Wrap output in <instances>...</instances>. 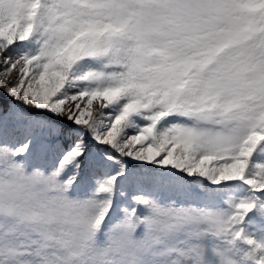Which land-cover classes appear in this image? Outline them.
Wrapping results in <instances>:
<instances>
[{"label":"snow or ice","instance_id":"obj_1","mask_svg":"<svg viewBox=\"0 0 264 264\" xmlns=\"http://www.w3.org/2000/svg\"><path fill=\"white\" fill-rule=\"evenodd\" d=\"M0 264H264V0H0Z\"/></svg>","mask_w":264,"mask_h":264}]
</instances>
